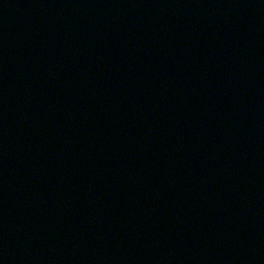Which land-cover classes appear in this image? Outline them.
I'll return each instance as SVG.
<instances>
[{
	"label": "water",
	"instance_id": "1",
	"mask_svg": "<svg viewBox=\"0 0 264 264\" xmlns=\"http://www.w3.org/2000/svg\"><path fill=\"white\" fill-rule=\"evenodd\" d=\"M203 0H0V264H23Z\"/></svg>",
	"mask_w": 264,
	"mask_h": 264
}]
</instances>
